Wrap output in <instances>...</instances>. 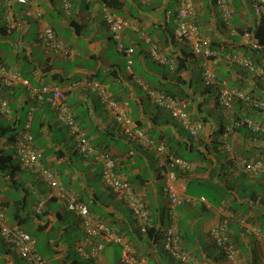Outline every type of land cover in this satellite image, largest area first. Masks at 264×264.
<instances>
[{
	"label": "crops",
	"instance_id": "obj_1",
	"mask_svg": "<svg viewBox=\"0 0 264 264\" xmlns=\"http://www.w3.org/2000/svg\"><path fill=\"white\" fill-rule=\"evenodd\" d=\"M119 1L123 2L122 6L118 5ZM195 1L200 30L215 52L211 58L193 52L189 44L173 36L178 0H153L147 5L139 0L108 3L114 13L134 24L123 29L120 37L124 46L133 48L129 57L118 48L105 21L104 0H28L27 3L0 0V63L17 70L34 87L57 84L69 90V105L82 126L91 133L95 143L101 141L108 145L109 153L111 149L116 150L120 176L129 179L147 202L148 225L163 229L172 223L187 234L185 245L195 248L189 250V261L171 258L163 247L162 236L147 238L140 230L142 223L102 179L100 155L85 156L78 152L74 138L59 123L54 108L47 102L36 101L27 86L19 83L8 87L0 79V103L6 100L8 105L7 112H0V124L18 128L22 133L29 120V110L34 106L31 129L42 153L43 166L55 170L72 199L85 202L96 217L121 230L129 239L132 251L146 257L149 264H229L224 252L210 240L211 228L226 217L230 220L232 242L240 250V264H264V172L248 173L235 160L238 155L264 157V134L254 138L247 129L227 128L235 118L245 116L264 122V110L253 109L241 101L223 107L217 100V87L209 86L204 92L207 84L202 79L204 69L209 67L222 85L240 88L264 99L263 80L233 60L237 54L254 55L248 41L254 37L263 41L264 29L253 0H226L223 5L217 0ZM228 9L232 12L230 21L224 17ZM47 26L54 30L59 41L72 49L71 55L54 53L41 41L40 34ZM245 34H249L247 39ZM153 43L167 55L165 63L151 56L149 50ZM4 47L9 53L3 51ZM109 50L117 51L120 56L110 59ZM9 57L13 63H9ZM174 60L185 64L182 78L186 83L177 82ZM260 61L264 63V58ZM120 62H125L124 69ZM95 82L127 106L128 113L153 136L155 143L168 141L170 149L192 159L190 169L177 173V202H172L165 191L163 160L154 147L129 140L119 130L112 114L103 106L101 89L94 86ZM165 86H183L189 93L186 108L193 120L203 122L198 136H192L182 121L169 112L162 113L151 99L150 90ZM220 126L226 129L216 132ZM214 137L219 141L215 143L218 149L213 146ZM0 141L2 148L14 147L3 137ZM0 178L8 182V177L1 172ZM15 179L14 184H24L19 189V198L32 197L28 210H24L25 215L31 216L32 229L38 230L48 223L42 236L49 238V245L46 240H39V245H48L47 264H55L67 253L68 243L75 239L66 216L62 215L66 222L62 223L58 215L67 209L66 200L56 196L47 202L46 214L39 219L34 215L35 205L52 194L49 184L38 170L25 167L21 161ZM14 184L11 192L16 188ZM7 185L11 188L9 182ZM11 192L9 188L4 193L0 191L2 202H7L4 205L7 222L15 206ZM53 225L69 226L70 231L53 230ZM101 241L102 236L90 242L82 254L94 258L98 264H124V247L106 242L100 249ZM0 264H28L1 233Z\"/></svg>",
	"mask_w": 264,
	"mask_h": 264
},
{
	"label": "built area",
	"instance_id": "obj_2",
	"mask_svg": "<svg viewBox=\"0 0 264 264\" xmlns=\"http://www.w3.org/2000/svg\"><path fill=\"white\" fill-rule=\"evenodd\" d=\"M8 2L10 0H7ZM21 3H27L28 0H18ZM142 4H149L152 0H139ZM223 5L226 0H217ZM105 2V21L109 26L112 36L118 44V48L123 51L128 57L133 51L130 46H124L120 40L121 32L126 27L133 26V23L116 13H114L109 4ZM255 13L260 17V21L264 20V0H253ZM41 15V14H39ZM197 5L195 0H178L177 16L175 17V28L173 36L180 41H184L190 45L195 53H203L207 58L215 54L214 50L208 45L206 38L202 34L199 25L197 24ZM232 12L230 9L224 11L226 21H230ZM247 39L249 34H245ZM41 41L52 50L54 53H61L69 56L72 54V49L59 41L54 30L47 26L40 34ZM254 49H264L257 37L248 41ZM150 54L156 61L165 63L167 55L155 43L150 46ZM234 62L242 69L253 73L260 77L264 82V67L257 65L249 56L235 55ZM129 63L131 60L129 59ZM173 64V63H172ZM203 78L207 85H213L218 88V101L225 107H230L235 101H241L249 107L257 110H264V99L254 96L246 90L238 88H228L222 85L216 78L214 71L206 67L203 71ZM0 79L5 86L14 87L21 83L27 86L29 92L38 102H47L55 110L58 119L61 123L67 126L69 133L76 142L78 150L84 155L99 154L103 167L101 170L102 179L115 194L121 197L126 205L132 210L135 217L142 223L140 229L142 232H147V222L150 217V211L143 201V197L129 181L118 175L116 171L117 162L106 152L99 153L98 149L91 143L86 132L78 123L74 112L68 102V89H63L57 84H45L41 87L31 85L28 78L22 77L21 74L10 66L0 63ZM99 82H95L94 86L101 89V99L105 108L113 114L116 122L127 134L129 139L138 142L145 147H155L166 165L164 171L165 191L171 197L172 202L178 201L177 187V171L189 169L192 164L182 157L168 155L167 146L165 143L155 145L153 138L140 126L136 124L132 116L128 113L125 104L113 98L104 88H101ZM152 100L160 107L169 111L172 117L182 121L183 125L191 134L197 135L202 128L200 122H194L189 117L186 111V102L179 100L173 95L159 90L149 91ZM35 107L29 110V120L24 124V130L21 138L16 143V152L20 156L22 162L33 169L41 172L44 180L49 184L52 195L58 196L66 200L69 210L74 212L82 219V225L85 230V241L82 242L80 251L83 252L84 246L91 239L103 237V241L98 243V248L102 249L106 242L119 243L124 247L125 253L123 256L124 264H149L146 257H139L132 251V245L129 239L121 232L114 229L110 224L102 219L93 217L89 207L82 202L76 201L70 197L68 188L58 179L55 171L51 168L43 166V158L41 152L37 149L34 142V134L31 130L32 118ZM8 105L6 100L0 103V112H7ZM247 126L253 130L264 131V122H256L249 116L240 119H234L228 129L235 127ZM235 160L242 165L248 173L264 172V158L249 159L238 155ZM43 203V202H42ZM41 203V205H42ZM230 220L228 217L223 218L217 223L210 232L213 241L225 253L229 264H240V250L233 244L226 233ZM256 231V228H254ZM0 232L4 239L19 253V255L28 262V264H46L43 256L36 249V240L30 232L20 227L19 225L9 226L5 222V215L0 206ZM164 247L167 252L177 260L183 262L190 260L189 252L182 249L178 243V234L174 226L163 231Z\"/></svg>",
	"mask_w": 264,
	"mask_h": 264
},
{
	"label": "trees",
	"instance_id": "obj_3",
	"mask_svg": "<svg viewBox=\"0 0 264 264\" xmlns=\"http://www.w3.org/2000/svg\"><path fill=\"white\" fill-rule=\"evenodd\" d=\"M107 3H110V4H113L114 3V1L115 0H105ZM153 1V0H152ZM120 2V3H119ZM118 3V5L119 6H122V4H123V2L122 1H119ZM141 3V2H140ZM152 3V2H151ZM142 4V3H141ZM150 4V3H149ZM145 5H147V4H145ZM177 16V12H176V15H175V17ZM198 17H199V13H198V15H197V24L199 25V21H198ZM126 18V17H125ZM128 19V18H127ZM175 19V18H174ZM130 20V19H129ZM131 21V20H130ZM132 22V21H131ZM134 25V24H133ZM260 26L264 29V20H262V22L260 23ZM131 27H133V26H131ZM127 28V27H126ZM175 28V27H174ZM115 39V38H114ZM259 39V38H258ZM259 41L262 43V44H264V40L262 41V40H260L259 39ZM254 49V48H253ZM125 54V53H124ZM257 65H259V66H262V67H264V63L263 62H261L260 60L262 59V58H264V49H254V55H252V56H249ZM175 62H173V70H174V72H175V74L177 75V77H176V80H177V82L178 83H180L181 82V84H183V83H186V80L184 79V78H182V75H183V72L185 71V68H186V66H185V64H183V63H181V62H179V61H177V60H174ZM7 65V64H6ZM240 67V66H239ZM241 68V67H240ZM248 72V71H247ZM202 77H203V74H202ZM203 80H204V78H202ZM208 88H209V85H207V87H206V89L204 90V92H206V91H208ZM238 89H240V88H238ZM158 90L159 91H165V92H167V93H169V94H171V95H173L174 97H176V98H178L179 100H182V101H184V102H186V107H187V104L189 103V100H188V97H189V93L183 88V86H179L178 88H173V87H160V88H158ZM109 93V92H108ZM251 93V92H250ZM149 95H150V93H149ZM254 95V94H253ZM254 96H256V95H254ZM151 97V96H150ZM258 97V96H257ZM113 98H114V96H113ZM261 98V97H260ZM116 99V98H115ZM118 99V98H117ZM116 99V100H117ZM152 99V98H151ZM118 101H120V99H118ZM120 102H122V101H120ZM154 102V101H153ZM123 103V102H122ZM155 103V102H154ZM103 104V103H102ZM156 104V103H155ZM104 106V105H103ZM156 106H158L157 104H156ZM105 107V106H104ZM127 107V106H126ZM159 108H161V111H162V113H164V114H167L166 112H169V111H167L166 109H164V108H162V107H160V106H158ZM106 109V108H105ZM257 110V109H256ZM186 111H187V113L189 114V117L191 118V120L192 121H199V122H202L201 120H193L192 119V117H191V114H190V111H189V109L188 108H186ZM111 113V112H110ZM55 114H56V112H55ZM75 114V113H74ZM169 114H170V116H172L171 115V113L169 112ZM56 116H57V114H56ZM112 116H113V114H112ZM75 117H76V119H77V121H78V123L80 124V126L82 127V129L86 132V134H87V136H88V138L90 139V141H91V143L98 149V151H99V153H102V152H106V153H108L110 156H112L115 160H116V162H117V167H116V171H117V173H118V175H120V172H119V167H118V160H117V157H116V155H112V154H110L109 153V149H108V145H104L101 141H99V142H97V143H95L94 142V139H93V136L91 135V133L89 134L88 133V131L82 126V124H81V122L78 120V118H77V116H76V114H75ZM250 118H252V119H254L256 122H261V123H263L262 121H259V120H256L254 117H251V116H249ZM113 118H114V116H113ZM241 118V117H240ZM240 118H235V119H240ZM57 119H58V117H57ZM114 120H115V118H114ZM58 121H59V123H61L60 122V120L58 119ZM135 121V120H134ZM115 122H116V120H115ZM136 122V121H135ZM66 129H67V132H68V134L69 135H71L70 133H69V130H68V128H67V126L66 125H64L63 123H61ZM116 124H117V126H118V128H119V130H121L123 133H124V131L122 130V128L118 125V123L116 122ZM136 124H137V122H136ZM138 125V124H137ZM139 126V125H138ZM142 128V127H141ZM144 129V128H143ZM226 129V127L224 128V126H220L218 129H216V132H223L224 130ZM235 129H237V130H241V129H247V131L249 132V133H251V135H252V137H254V138H260V137H262V135L264 134V131H261V130H253L252 128H249V127H247V126H242V127H235ZM145 130V129H144ZM23 131V130H22ZM147 133H148V131L147 130H145ZM20 133H21V130H18V128H12L11 126H9V125H2V124H0V137L2 138H5L6 140H7V144L8 145H12V146H14L13 148H11V147H9V148H11V149H13V153H11V152H9V148H2L1 147V143H0V172L3 174V176L4 177H8V182H9V185L11 186V188H12V185L17 181L16 179H15V172H16V169H17V167H20V164L18 165H16V164H14V162H13V159H14V157H19L20 158V156L17 154V150H16V147H15V145H16V143L18 142V140L21 138V135H22V133H21V135H20ZM34 134V133H33ZM125 134V136L129 139V137L127 136V134L126 133H124ZM149 134V133H148ZM152 138H153V136L151 135V134H149ZM72 136V135H71ZM193 136V135H192ZM35 135H34V142H35ZM129 140H131V139H129ZM154 140V139H153ZM133 141V140H132ZM218 141V139H216V137H214V138H212V142L215 144L216 142ZM1 142V141H0ZM135 142V141H134ZM165 143V145L167 146V153H168V155H175V156H181V157H184V158H186V159H188L190 162L192 161V159H190V158H188L187 156H186V154H184V153H182V152H180L179 150H172V149H170L171 148V146L169 147V143H168V141H161V142H159V143H155V141H154V143H155V145L157 144V145H159L160 143ZM136 143H138V142H136ZM218 143H219V141H218ZM139 144V143H138ZM36 145V144H35ZM141 145V144H140ZM101 146V147H100ZM143 146V145H142ZM214 147H216L217 149H218V146L215 144V145H213ZM37 147V146H36ZM153 147V146H152ZM38 149V148H37ZM75 149L78 151V152H80L79 150H78V148H77V146H76V142H75ZM154 149H155V147H154ZM156 150V149H155ZM40 151V150H39ZM157 152V151H156ZM81 153V152H80ZM81 154H83V153H81ZM157 154H158V152H157ZM41 155H42V153H41ZM84 155V154H83ZM93 155H95V154H93ZM86 156V155H85ZM158 156L163 160V158H162V156L160 155V154H158ZM241 156H244V155H241ZM244 157H247V156H244ZM43 158V157H42ZM247 158H249V157H247ZM262 158H264V157H262ZM21 159V158H20ZM249 159H260V158H249ZM21 162H22V160H21ZM103 162V161H102ZM163 162H164V160H163ZM23 163V162H22ZM24 164V163H23ZM165 164V163H164ZM25 165V164H24ZM25 167H28V166H26L25 165ZM103 167V166H102ZM28 168H31V167H28ZM31 169H33V168H31ZM102 170V169H101ZM55 171V170H54ZM38 173L42 176V174H41V172H39L38 171ZM57 175V174H56ZM57 177H58V175H57ZM101 177H102V175H101ZM122 177V176H121ZM42 178H43V176H42ZM58 179H59V177H58ZM127 181H129V179H127V178H125ZM43 180H44V178H43ZM60 180V179H59ZM4 181H6V180H4ZM45 181V180H44ZM8 182H7V184H8ZM130 182V181H129ZM16 186V190H18L19 191V189L21 188V187H24V184L23 183H21V184H14V187ZM108 187V186H107ZM109 188V187H108ZM110 189V188H109ZM136 189V188H135ZM137 190V189H136ZM112 191V190H111ZM138 191V190H137ZM11 192V191H10ZM113 192V191H112ZM139 192V191H138ZM51 193V192H50ZM114 193V192H113ZM115 194V193H114ZM117 195V194H116ZM143 197V196H142ZM27 197H26V195H24L22 198H17V199H15L14 198V201H15V206H12L13 208H12V213H11V218H12V220H13V222L11 223V224H9V222H7V217H6V215H5V209H4V205L7 203V202H2V200H1V197H0V206H1V208H2V210H3V212H4V215H5V222L7 223V225H9V226H13V225H19L20 227H22V228H24L25 230H27L28 232H30L31 234H32V236L35 238V240H36V249L39 251V253L43 256V258L45 259V261L47 260L46 259V257L45 256H47V254L49 255V247H48V245H49V238L48 239H46V238H43V240L45 241L46 240V243L48 244H46V243H43V245H39V239L37 238V236L34 234V231L36 232V231H39V232H42V233H44V231H45V228L47 227V222L44 224V226H41V228H39L38 230H33L32 229V226H30V224H31V216H29V215H25L24 214V210H28L27 209V207H29L30 205L28 204V199H26ZM46 199H44V200H39L37 203H36V205H35V209H36V212H35V217H37V218H39V219H42V215H45L46 214V210H44V208H45V205L47 204V202H49L50 200H53V199H55V198H58V197H56L55 195H52V194H48L46 197H45ZM76 201H78V200H76ZM124 201V200H123ZM143 201L146 203V206H147V208H148V204H147V202L145 201V199L143 198ZM43 202V203H42ZM79 202H82V201H79ZM41 203H42V205H41ZM82 203H85V202H82ZM86 204V203H85ZM29 205V206H28ZM87 206H88V204H86ZM66 207H67V204H66ZM89 207V206H88ZM149 209V208H148ZM232 209H237V207H235V206H232ZM89 210H90V207H89ZM131 210V209H130ZM132 211V210H131ZM150 211V210H149ZM30 212V211H29ZM90 213H91V215L93 216V217H96L92 212H91V210H90ZM133 213V212H132ZM134 214V213H133ZM58 215H60L59 216V218L61 219V221L60 222H62V223H66V222H63L65 219V221H67L68 222V224H70L69 226L71 227V231L68 229L69 228V226H55V225H53L52 226V228H53V230L54 229H56V230H58V231H62V230H64L66 233H67V231H70L71 233H73V236H74V240L72 241V242H69L68 243V251H67V253L60 259V260H58L55 264H67V263H70V264H98L95 260H94V258H92V257H90V256H85V255H83L82 254V252L80 251V247H81V245H82V242H84L85 241V237H86V235H85V230H84V228H83V225H82V219L78 216V215H76L74 212H72L71 210H69L68 209V207H67V209H65L64 210V212H63V214L62 213H60V212H58ZM62 215H64V216H66L65 217V219H62ZM97 218H99V217H97ZM149 219H150V217H149ZM148 222H149V220H148ZM148 222H147V232H144L145 234H146V236H147V238H149V239H157L158 237H160V236H162L163 237V231L164 230H166V229H168L169 227H172V226H176V225H174V224H170L169 226H166L165 228H160V227H157L156 225H152V226H150V225H148ZM111 226V225H110ZM179 226V225H178ZM177 227V226H176ZM175 227V228H176ZM229 229H230V222H229V224H228V227H227V230H226V233H227V235L229 236V238H230V240L232 241V236H231V233L229 232ZM141 230V229H140ZM176 230H177V234H178V236H179V238H178V243L180 244V246L182 247V249H184L185 251H187V252H189V254L191 253L189 250H195V248H190L189 246H186L185 244L186 243H188V236H187V234H184V232H182L181 231V229H180V227L178 228H176ZM33 231V232H32ZM119 232H121V230H118ZM122 233V232H121ZM123 234V233H122ZM125 235V234H124ZM62 237H63V235H62ZM62 237H60V238H62ZM98 238V237H97ZM96 238H93V239H91L88 243H86L85 244V246L84 247H86V246H88L89 245V243L90 242H94V240H95ZM211 240V242H212V244H214L215 245V247L216 248H218L221 252H223L220 248H219V246L212 240V239H210ZM59 241V240H58ZM12 247V246H11ZM163 247H164V237H163ZM13 248V247H12ZM47 248H48V253L47 252H45V251H47ZM14 249V248H13ZM164 249H165V247H164ZM166 250V249H165ZM90 251V250H89ZM167 251V250H166ZM47 253V254H46ZM169 254V253H168ZM170 255V254H169ZM171 256V255H170ZM171 258H173V259H175L174 257H172L171 256ZM177 261H179V262H183V261H181V260H177ZM46 264H47V261H46Z\"/></svg>",
	"mask_w": 264,
	"mask_h": 264
},
{
	"label": "rangeland",
	"instance_id": "obj_4",
	"mask_svg": "<svg viewBox=\"0 0 264 264\" xmlns=\"http://www.w3.org/2000/svg\"><path fill=\"white\" fill-rule=\"evenodd\" d=\"M3 49H5V50H3L4 52H6V53H9V51H8V49L6 48V47H4ZM111 50V49H110ZM108 51V53L110 52V54L109 55H107V57H110V59H116V58H118V56H120V53H118L117 51L116 52H114V50H112V51ZM114 54V55H113ZM7 59H9V63H13L12 62V57L10 58H7ZM120 64L123 66V69H124V67L126 66L125 65V62H120ZM9 150V152H11V153H13V149H11V148H9L8 149ZM117 152H116V150L115 149H111L110 150V154H112V155H114V154H116ZM20 161H21V159L19 158V157H14V159H13V162H14V164H20ZM9 188V191H11L12 190V188H10L8 185H7V183H5V181L3 180V178H0V191H2V193H4V190H6V189H8ZM14 196H15V199H17V198H19L20 197V195H21V191L19 190H16V189H14V191L13 192H11ZM210 195V194H209ZM31 202H32V197L31 196H29V199H28V204L30 205L31 204ZM28 205V206H29ZM13 222V220H12V218L9 220V224H11ZM34 234L37 236V238L39 239V240H43V233L42 232H39V231H34Z\"/></svg>",
	"mask_w": 264,
	"mask_h": 264
},
{
	"label": "clouds",
	"instance_id": "obj_5",
	"mask_svg": "<svg viewBox=\"0 0 264 264\" xmlns=\"http://www.w3.org/2000/svg\"><path fill=\"white\" fill-rule=\"evenodd\" d=\"M105 1V0H104ZM262 22V21H261ZM212 48V47H211ZM161 49V48H160ZM213 49V48H212ZM162 50V49H161ZM214 50V49H213ZM150 51V50H149ZM163 51V50H162ZM193 51V50H192ZM194 52V51H193ZM215 55V54H214ZM213 55V56H214ZM212 57V56H211ZM211 57H209V58H211ZM168 58V57H167ZM173 63V62H172ZM216 75V74H215ZM217 78V77H216ZM218 80V79H217ZM219 81V80H218ZM206 83V82H205ZM209 86H213V85H209ZM217 90H218V88H217ZM217 100H218V96H217ZM219 102V101H218ZM220 104V103H219ZM221 106H223V105H221ZM223 107H225V106H223ZM107 110V109H106ZM174 118V117H173ZM176 119V118H175ZM195 122H199V121H195ZM31 123H32V121H31ZM201 124H202V128H203V122H200ZM32 127V126H31ZM186 128V127H185ZM201 128V129H202ZM228 128V127H227ZM201 129L199 130V132L201 131ZM24 130V129H23ZM32 130V129H31ZM188 130V129H187ZM189 131V130H188ZM190 132V131H189ZM22 133H23V131H22ZM190 134H191V132H190ZM199 134V133H198ZM198 134L197 135H193V134H191V135H193V136H198ZM22 136V135H21ZM179 157H181V156H179ZM182 158H184V157H182ZM185 160H187V161H189L188 159H186V158H184ZM190 162V161H189ZM191 164H192V162H191ZM191 168V167H190ZM189 168V169H190ZM36 170V169H35ZM186 170H188V169H186ZM178 171H185V170H178ZM178 171H177V173H178ZM177 178H178V175H177ZM178 180V179H177ZM203 200H205V198H203ZM219 223V222H218ZM7 224V223H6ZM215 226V225H214ZM213 226V227H214ZM212 227V228H213ZM211 228V229H212ZM210 232H211V230H210ZM1 233V232H0ZM4 238V237H3ZM210 238H211V236H210ZM212 239V238H211ZM213 240V239H212ZM6 241V240H5ZM7 242V241H6ZM239 249V248H238ZM15 250V249H14ZM16 251V250H15ZM39 252V251H38ZM18 253V252H17ZM19 254V253H18ZM225 254V253H224ZM226 256V255H225ZM21 257V256H20ZM22 258V257H21ZM227 258V257H226Z\"/></svg>",
	"mask_w": 264,
	"mask_h": 264
}]
</instances>
